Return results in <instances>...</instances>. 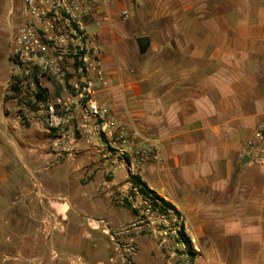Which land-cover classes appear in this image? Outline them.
<instances>
[{"label":"crops","instance_id":"obj_1","mask_svg":"<svg viewBox=\"0 0 264 264\" xmlns=\"http://www.w3.org/2000/svg\"><path fill=\"white\" fill-rule=\"evenodd\" d=\"M18 6L0 0V42L17 22ZM124 10L130 18L121 17ZM98 19L89 47L105 82L93 100L127 134L161 143L168 171L153 161L119 159L102 144L78 145V155L56 163L38 110H29L27 128L0 116V158L16 155L34 171L46 168L48 181L72 185L62 195L68 203L53 197L51 204L64 220L70 207L73 216L102 215L137 175L181 217L195 254L180 244L181 257L191 264H264V166L240 157L264 122V0H116L111 22ZM142 36L149 38L143 55ZM3 80L2 93H9L8 75Z\"/></svg>","mask_w":264,"mask_h":264},{"label":"rangeland","instance_id":"obj_2","mask_svg":"<svg viewBox=\"0 0 264 264\" xmlns=\"http://www.w3.org/2000/svg\"><path fill=\"white\" fill-rule=\"evenodd\" d=\"M129 11L134 12L132 7ZM13 34L14 27L6 34L2 32L1 40H4L0 42V116L6 119L10 116L19 128H27L32 112L21 108L20 99L11 100L9 93H2L3 78L8 75L9 80L10 76L9 50ZM71 77L63 82L49 78V99L55 106L56 118H51L46 111L38 116L43 121L41 128L47 138L48 153L55 155L58 163L68 155H78V145L95 148L102 144L104 151L117 155L116 146L111 147L98 137L85 142L77 124V111L71 107L68 112L63 106L70 94L73 95L68 84ZM57 98L60 104H56ZM68 113L73 115L71 119L66 118ZM61 136L70 138V142L67 138L66 144L53 146V141ZM17 147H20L18 143ZM6 158L9 157L0 158V163L3 162L0 166V264H128L127 255L131 264H191L189 258L180 256L175 231L181 228V222L174 214L147 213L146 205L130 190L123 195L116 194L109 203V210L100 216H73L70 207L64 220L51 207L52 200L54 197L57 202L68 203L62 195L73 186L67 183L63 187L48 181L47 169L41 165L34 171L29 162L16 155L7 162ZM86 180L84 176L80 183ZM124 199L131 203L136 215L125 206Z\"/></svg>","mask_w":264,"mask_h":264},{"label":"built area","instance_id":"obj_3","mask_svg":"<svg viewBox=\"0 0 264 264\" xmlns=\"http://www.w3.org/2000/svg\"><path fill=\"white\" fill-rule=\"evenodd\" d=\"M115 1L18 0V17L9 50V95L12 99H20L25 109L32 111L24 104L31 101L38 111H46L51 118H56L55 106L49 99V78L63 82L66 77L72 76L68 84L73 95L70 94L63 106L68 112L71 107L77 111V124L85 142L98 137L101 142L116 146L118 157L129 159L137 165L153 161L161 172H166L168 163L161 143L144 138L137 132L127 134L110 116L108 109L99 107L93 100L97 88L103 86L105 80L98 52L90 49L89 44L101 24L98 16L101 15L105 22H111L110 7ZM128 16L129 11L121 12L122 18ZM68 63L72 65H66ZM40 90H45L46 101L36 100ZM56 101V104L61 103L59 98ZM72 116L68 113L66 118L71 119ZM67 138L58 137L52 145L66 144L68 139L70 142V138ZM243 156L253 164L264 166V122L244 143L240 151V157ZM132 191L134 197L146 205L147 213L165 216L154 209L152 202L133 186ZM167 213L173 214L172 211ZM175 217L178 220L181 218ZM176 238H179L177 234ZM128 252L131 253L130 250ZM126 262L131 264L128 255Z\"/></svg>","mask_w":264,"mask_h":264},{"label":"trees","instance_id":"obj_4","mask_svg":"<svg viewBox=\"0 0 264 264\" xmlns=\"http://www.w3.org/2000/svg\"><path fill=\"white\" fill-rule=\"evenodd\" d=\"M46 99H47V94L45 93V90H40V92L36 95V100L40 102V101H46ZM24 104H26L32 111L37 110L34 107V105L31 103V101H26V103ZM132 186L135 187L143 197L148 198L152 202L153 208L159 210L160 213L167 215L168 211H172L175 216L177 217L179 216L175 208L170 203L159 197L155 192L150 190L139 176L137 175L132 176ZM124 202H125V206L129 210H131V212L134 215H136L137 211L132 208L131 203H128L127 201ZM178 236H179V240L187 246L190 254L189 256L191 258H194L195 254L191 251L189 240L183 233L182 227L178 232Z\"/></svg>","mask_w":264,"mask_h":264},{"label":"water","instance_id":"obj_5","mask_svg":"<svg viewBox=\"0 0 264 264\" xmlns=\"http://www.w3.org/2000/svg\"><path fill=\"white\" fill-rule=\"evenodd\" d=\"M133 2H135L136 0H132ZM137 46H138V52L140 54H145L148 46H149V38L147 36H142L137 38ZM249 161V159L247 157H245L242 161V164H245Z\"/></svg>","mask_w":264,"mask_h":264}]
</instances>
